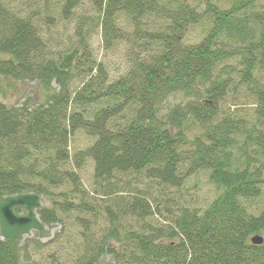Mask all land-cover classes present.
Here are the masks:
<instances>
[{
    "label": "trees",
    "instance_id": "16d2710c",
    "mask_svg": "<svg viewBox=\"0 0 264 264\" xmlns=\"http://www.w3.org/2000/svg\"><path fill=\"white\" fill-rule=\"evenodd\" d=\"M228 3L94 0L85 17L82 0H0V77L48 91L34 108L29 100L0 102V201L40 195L52 204L38 209L44 226L73 212L97 217L99 205L78 172L87 161L95 193L120 194L102 207L100 233L91 219L76 217L79 229H72L68 218L69 233L57 235L46 264H264V243L251 242L264 237V209L255 214L244 203L264 184L262 117L251 121L225 107L252 96L264 107L259 84H250L264 70V0ZM58 20L75 24L86 57L97 29L106 50L125 43L124 72L113 78L106 65L82 63L79 55L74 66L85 80L71 90V70L39 52L42 27ZM53 82L59 90L51 93ZM79 132L92 143L73 153L70 140ZM200 174L218 190L201 209L177 198ZM124 176L127 192L119 185ZM158 215L167 224L146 223ZM127 217L135 223L122 229ZM21 240L0 234V264H31Z\"/></svg>",
    "mask_w": 264,
    "mask_h": 264
},
{
    "label": "rangeland",
    "instance_id": "374dc122",
    "mask_svg": "<svg viewBox=\"0 0 264 264\" xmlns=\"http://www.w3.org/2000/svg\"><path fill=\"white\" fill-rule=\"evenodd\" d=\"M93 1L94 0H82V7L78 9V14H84L85 17L91 15ZM218 1L224 6H228V1L230 0ZM53 4H55V2H53ZM194 32V37H196L195 40H198L200 29L196 27ZM40 40L43 43V46L39 51L42 57L58 60V62L62 61V56L64 54L69 53L73 48L78 47L75 36V24L70 23L69 21L58 20L55 25H44L41 29ZM88 48L90 49V53L87 54V57L83 54V51L80 52V56L78 58H81L82 63L88 64V59L101 62L107 66V70L113 78L119 77L124 72V54L127 51L125 43H119L114 51L106 50L104 48L102 32L100 29H97L91 36ZM70 70L73 77L71 90H77L82 86L83 81L85 80L83 77L86 72L81 70V66L77 68L76 65ZM255 79L257 82H252L250 84L258 83V87L260 89L256 88V91L259 96L264 97V70H258L255 73ZM58 90V84L53 82L50 90L51 93ZM243 90L246 91V88H243ZM244 93L246 97V92ZM47 95V89L36 81L0 77V102L18 107L26 100H29L31 101L30 108H34L39 104L44 103ZM95 107L98 108L99 106ZM225 107L229 113L241 115L251 121L258 118V116L262 117V124L260 126L264 129V107L260 104L259 99L256 96H252L250 98H240L239 100H230L225 104ZM91 143V138L86 136L83 132H79L70 140L71 152L75 153L77 151H81L88 147ZM93 171L94 167L92 162L87 161L86 165L78 172L81 175L85 187L92 193L91 197L93 198V202L99 205L101 213H99L97 217L93 218L92 214L89 213L73 212L70 215H64L62 223H55L50 226L45 225L46 228L43 231H33L29 235L23 236L20 244L22 246L25 244L28 245V248L30 249L29 255L32 259L29 261L31 264H46L51 261L48 256L55 250L53 241L57 239V235H59L64 229H66V231L62 233H69L67 225L65 226L68 218L71 220L72 229L78 228L74 219L76 217H81L91 219L92 222L90 225L97 232L100 233L105 230L107 222L102 207L106 202L114 197H120L118 196L120 194L115 192L116 194H112L110 199H101L100 196L95 193L93 188ZM126 183L127 177L124 176L123 180H120L119 185L121 188L123 187L126 189L125 191L127 192L128 189L124 187ZM178 191L179 194H177V198L181 203L200 209L207 207L208 204L218 196V190H216V188L207 181L203 174L197 175L194 178H189L185 183V186ZM244 203L250 212L255 214L260 213L264 209V184L262 185L261 195L245 200ZM42 204L45 207L52 206L51 202L46 199L42 200ZM173 211H176V209H173ZM145 221L146 223H151L160 227L167 224V217L165 215H158L153 218H147ZM130 222L135 223L133 218L127 217V221L121 223V228L124 229L125 225L128 227V223ZM109 260V256L103 258L104 263Z\"/></svg>",
    "mask_w": 264,
    "mask_h": 264
},
{
    "label": "water",
    "instance_id": "95a60500",
    "mask_svg": "<svg viewBox=\"0 0 264 264\" xmlns=\"http://www.w3.org/2000/svg\"><path fill=\"white\" fill-rule=\"evenodd\" d=\"M80 49L75 47L71 52L62 56L59 69L67 71L74 66ZM42 206V197L38 194L27 193L8 196L0 201V234L3 239H19L33 231H43L44 224L39 218L38 209ZM23 209L24 213H17L16 208ZM254 245L264 243V237L256 234L251 238Z\"/></svg>",
    "mask_w": 264,
    "mask_h": 264
}]
</instances>
